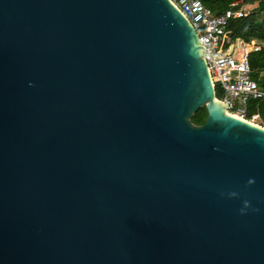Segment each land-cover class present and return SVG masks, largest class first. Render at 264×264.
<instances>
[{"label": "water", "instance_id": "1", "mask_svg": "<svg viewBox=\"0 0 264 264\" xmlns=\"http://www.w3.org/2000/svg\"><path fill=\"white\" fill-rule=\"evenodd\" d=\"M206 49L172 0H0V264H264V127Z\"/></svg>", "mask_w": 264, "mask_h": 264}, {"label": "built area", "instance_id": "2", "mask_svg": "<svg viewBox=\"0 0 264 264\" xmlns=\"http://www.w3.org/2000/svg\"><path fill=\"white\" fill-rule=\"evenodd\" d=\"M194 26L205 48V59L215 86L217 98L224 102L226 110L245 120L259 124V113L250 115L249 102L264 100V90L253 78L250 55L260 51L263 41L252 38L240 39L235 45V36L229 28L233 19L248 15V10L236 8L241 1L216 14L201 0H172ZM233 45L235 48L233 49ZM238 53L237 58L234 56Z\"/></svg>", "mask_w": 264, "mask_h": 264}, {"label": "trees", "instance_id": "3", "mask_svg": "<svg viewBox=\"0 0 264 264\" xmlns=\"http://www.w3.org/2000/svg\"><path fill=\"white\" fill-rule=\"evenodd\" d=\"M207 7L216 14L222 13L232 6L235 1H241L236 8L248 10V15L242 18L233 19L229 28L233 36L249 41L256 38L264 42V0H201ZM253 78L257 80L259 87L264 90V45L260 51L250 55ZM207 108L199 109L191 118L196 125L205 123ZM259 113L264 123V100H252L250 115Z\"/></svg>", "mask_w": 264, "mask_h": 264}, {"label": "rangeland", "instance_id": "4", "mask_svg": "<svg viewBox=\"0 0 264 264\" xmlns=\"http://www.w3.org/2000/svg\"><path fill=\"white\" fill-rule=\"evenodd\" d=\"M180 2V0H178ZM241 38H238L237 40L235 39V45H240V40ZM235 48V46L233 45V49ZM238 53L236 52V54L234 55L237 58ZM251 110V101L249 102V111ZM259 123L261 124L262 120H258Z\"/></svg>", "mask_w": 264, "mask_h": 264}, {"label": "clouds", "instance_id": "5", "mask_svg": "<svg viewBox=\"0 0 264 264\" xmlns=\"http://www.w3.org/2000/svg\"><path fill=\"white\" fill-rule=\"evenodd\" d=\"M252 181H250V183H251ZM233 195H235V193H233Z\"/></svg>", "mask_w": 264, "mask_h": 264}]
</instances>
